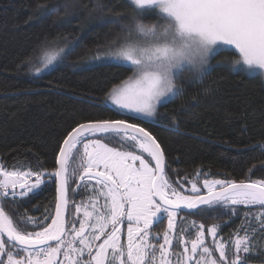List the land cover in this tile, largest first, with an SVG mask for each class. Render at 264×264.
<instances>
[{"label": "snow or ice", "instance_id": "obj_1", "mask_svg": "<svg viewBox=\"0 0 264 264\" xmlns=\"http://www.w3.org/2000/svg\"><path fill=\"white\" fill-rule=\"evenodd\" d=\"M115 14L126 22L96 58L131 72L106 91L121 118L75 122L50 171L0 163V264H248L264 248V180L210 179L198 169L190 187L173 182L165 149L145 125L181 93L182 73L203 80L214 70L211 60L226 51L238 54L233 74L264 78V0H130ZM149 15L154 22H143ZM71 51L47 49L41 64ZM50 183L54 214L6 211L5 204L20 208ZM81 189L87 202L69 219V192ZM241 211L227 239L219 223L185 222L213 212L231 221ZM165 218L162 235L154 234Z\"/></svg>", "mask_w": 264, "mask_h": 264}, {"label": "trees", "instance_id": "obj_2", "mask_svg": "<svg viewBox=\"0 0 264 264\" xmlns=\"http://www.w3.org/2000/svg\"><path fill=\"white\" fill-rule=\"evenodd\" d=\"M129 3L0 0V163L50 171L58 143L75 122L121 118L106 91L131 72L89 58L118 36L126 21L115 13H123ZM154 20L149 15L143 22ZM52 46L64 47L65 53L74 46V51L35 74L40 56ZM237 55L233 49L216 55L214 70L203 80L180 75L176 83L181 93L145 125L165 149L173 182L190 187L198 169L210 179L264 180V79L258 73L255 79L233 74L230 61ZM75 195L69 208L87 200L83 189ZM54 206L55 185L50 183L22 207L9 203L5 209L42 218L47 211L54 214ZM243 214L230 221L213 212L210 217L188 216L185 222L219 223L220 236L227 239ZM166 227L167 222L156 230L162 234ZM248 264H264V248L251 254Z\"/></svg>", "mask_w": 264, "mask_h": 264}, {"label": "flooded vegetation", "instance_id": "obj_3", "mask_svg": "<svg viewBox=\"0 0 264 264\" xmlns=\"http://www.w3.org/2000/svg\"><path fill=\"white\" fill-rule=\"evenodd\" d=\"M77 196H78V195H75V193L71 192V193H70V198H69L70 201L73 200V199H75V197L77 198ZM86 202H87V200H86ZM82 212H83V209H81V213H82ZM73 218H75V206L69 208V219H73ZM166 222H167V219L165 218V219L163 220V222L154 225V226H153V229H152L153 233H154V234H155V233H159V234H161V232H160L159 230H156V228H160L161 226H164ZM77 227H78V224H77ZM123 231H124V233H125V237H126V226L124 227ZM161 235H162V234H161Z\"/></svg>", "mask_w": 264, "mask_h": 264}, {"label": "rangeland", "instance_id": "obj_4", "mask_svg": "<svg viewBox=\"0 0 264 264\" xmlns=\"http://www.w3.org/2000/svg\"><path fill=\"white\" fill-rule=\"evenodd\" d=\"M130 1V0H129ZM222 48H226L227 46H221ZM64 47H62V48H57V47H54V46H52V47H49L48 49H56V50H59V49H63ZM65 50V49H64ZM102 50H103V48L100 50L101 51V54H102ZM234 50V49H233ZM235 51V50H234ZM44 53V52H43ZM62 55V53L60 54V56ZM97 55H98V51L97 52H95V56H93V57H90L89 58V61H92V62H94V61H100V60H98L96 57H97ZM42 56H43V54L40 56V61H39V67H41L42 68V72L43 71H45V70H47V69H49L50 67H52L53 65H55L57 62H58V60L60 59V56L58 57V59L56 60V61H54L53 62V64L52 65H49L48 67H43V65L41 64V58H42ZM35 74H37V73H35ZM184 74H188V72H184V73H182L181 75H184ZM264 79V78H263ZM109 103H110V101H108ZM111 104V103H110Z\"/></svg>", "mask_w": 264, "mask_h": 264}, {"label": "water", "instance_id": "obj_5", "mask_svg": "<svg viewBox=\"0 0 264 264\" xmlns=\"http://www.w3.org/2000/svg\"><path fill=\"white\" fill-rule=\"evenodd\" d=\"M183 213V212H182Z\"/></svg>", "mask_w": 264, "mask_h": 264}]
</instances>
